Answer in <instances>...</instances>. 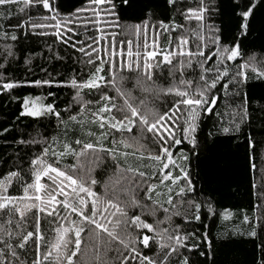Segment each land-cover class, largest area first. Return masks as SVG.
<instances>
[{
    "label": "snow or ice",
    "instance_id": "obj_1",
    "mask_svg": "<svg viewBox=\"0 0 264 264\" xmlns=\"http://www.w3.org/2000/svg\"><path fill=\"white\" fill-rule=\"evenodd\" d=\"M164 4L165 19L155 9L124 19L140 0L70 11L62 0H0V94L72 90L63 109L52 91L22 98L16 120L43 128L0 127L5 150L14 146L0 156V264H231L221 257L237 239L264 264V0ZM31 37L52 42L20 46ZM45 58L79 70L14 76ZM241 149L258 203L213 238L205 220L233 213L219 210L225 178L205 181L200 161Z\"/></svg>",
    "mask_w": 264,
    "mask_h": 264
},
{
    "label": "trees",
    "instance_id": "obj_2",
    "mask_svg": "<svg viewBox=\"0 0 264 264\" xmlns=\"http://www.w3.org/2000/svg\"><path fill=\"white\" fill-rule=\"evenodd\" d=\"M83 0H62V7L65 11H70L75 7L81 5ZM148 9H155L162 19H165L170 13L165 12L164 0H140V5L135 13L124 12L122 14L124 19H137L143 16V12ZM15 12V9H13ZM258 19L264 13H258ZM15 23V20L12 21ZM259 35V33H258ZM44 39H47L48 43L52 42V38H40L31 37L27 44H21V47H32L36 51H40ZM166 40L163 38L162 42ZM2 43V42H0ZM61 54H63V49H60ZM47 56V54H46ZM47 68L49 72L56 75L59 72L60 75L57 79H64L72 74V69L75 68L79 70L78 65H73L71 60L67 61L66 64L56 61H48L46 58L44 60L37 59L33 65V72L31 74H26L25 69L21 65L19 68L15 69L14 76L16 78H23L26 80H32L37 78H46L45 74L40 71V65ZM127 87L131 88L132 84L128 83ZM52 91L56 94V103L60 109H63L72 96V90L64 87H35L30 85H25L21 88H17L13 91L12 96L16 99H10L9 96L0 94V127L6 126L8 124H13L17 130L24 131L27 135L28 132H33L36 128H43L42 124L33 121L31 118L22 117L20 120H16V116L20 111V104L22 98L25 96H47V93ZM139 93H137L138 95ZM256 94L260 95L261 90L257 89ZM52 100L48 97V101ZM55 121H53L52 128H54ZM49 129V131L52 130ZM48 133L46 132L45 135ZM11 140V137H9ZM14 151V146L8 147L5 150L4 141L0 139V156H7ZM67 162H71L70 160ZM256 164L259 168L260 159L259 155L256 158ZM195 164V161L193 162ZM199 171L201 176L207 181L209 176H222L225 178V187L219 189L217 192V200L219 202V210L223 211L227 208L233 213L232 221L225 222L219 218L206 219L205 224H207L212 232L213 238L215 237L217 231L222 230L223 225L228 223L229 226L232 224H239L243 215L247 213L250 217L253 216V206L258 203L255 196H253V190L251 187L253 174L246 171V163L243 157V149L240 153H227L224 151H213L207 157H203L200 161ZM256 179H259V171L255 173ZM99 178V177H98ZM151 255V253H149ZM253 257V245L243 239H237L236 243L230 246L225 257L221 259H227L231 264H251Z\"/></svg>",
    "mask_w": 264,
    "mask_h": 264
}]
</instances>
